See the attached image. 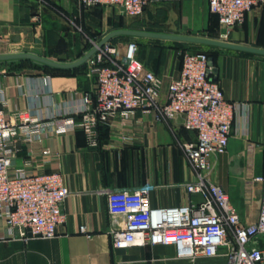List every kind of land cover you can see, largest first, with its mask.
<instances>
[{
	"label": "crops",
	"instance_id": "crops-1",
	"mask_svg": "<svg viewBox=\"0 0 264 264\" xmlns=\"http://www.w3.org/2000/svg\"><path fill=\"white\" fill-rule=\"evenodd\" d=\"M206 1L208 11L220 25L218 16L210 10ZM202 2L183 0L182 5L187 4L191 15L180 5L177 23L187 28V31L179 29L166 32L122 27L118 24L117 9L111 6H95L81 11L76 0H0V32L4 37L15 40V43L26 42L38 46L34 22L39 19L45 35L42 48L41 45L39 48L46 50L39 54L71 62L87 53L83 48L89 35L86 32L83 33L86 36L76 35L78 30L68 33L64 17L78 15L86 21L97 19L98 41L118 29L198 35L191 26L207 17L205 12L196 8ZM153 3L145 9V15L126 16H144L150 20L158 11L151 6ZM261 15H264V5L255 6L247 13L244 28L240 27L242 23L232 29L227 41L245 44L235 39V34L251 31ZM107 20H113L116 26L101 32ZM52 31L59 32L57 40L51 37ZM124 36L177 41L130 34L116 35L111 41ZM61 37H72V41L65 39V43L58 45L56 42ZM118 44L121 50L127 45ZM248 45L257 46L252 43ZM212 47L222 50L217 57H213L219 70L218 81L226 98L236 103V109L228 149L223 154L212 155L209 176L227 191L244 222L250 223L258 220L264 198L263 184L254 179L264 171V73L262 66L252 65L237 54L264 55ZM150 49L141 52L138 48L137 56L163 76L161 100L165 101L168 83L179 74L182 56L176 58L170 54L162 63H158L149 57L153 50L159 54L155 45L151 43ZM90 65L89 59L82 65L67 69L45 65L30 71L0 68V107L8 113L16 109H28L35 117L46 120L39 136L35 135L34 161L26 164L29 159L28 148L23 141L18 140L13 169L27 168L39 172L60 165L71 190L65 203L67 220L59 226L56 237L32 238L28 241L10 239L5 223L0 218V264H168L169 260H180L176 257L174 245L113 247L109 232L112 215L103 189L135 188L152 183L155 188L150 193V201L154 207L184 205L200 199L201 195L189 193L183 185L186 181L195 180L197 174L181 148L183 141L195 140L197 133L184 127L182 115L166 121L158 118L156 112L141 110L128 119L116 115L109 123L103 124L100 127V144L95 147L88 144L80 127L74 124L68 129L56 127L52 121L54 117L77 121L83 96L94 91L95 78L88 74ZM3 98L4 104L1 103ZM43 147H49L58 156H42L40 151ZM83 225L86 227L85 232L80 229Z\"/></svg>",
	"mask_w": 264,
	"mask_h": 264
},
{
	"label": "built area",
	"instance_id": "built-area-1",
	"mask_svg": "<svg viewBox=\"0 0 264 264\" xmlns=\"http://www.w3.org/2000/svg\"><path fill=\"white\" fill-rule=\"evenodd\" d=\"M76 1L81 11L111 6L124 15L137 17L158 0ZM208 3L218 16L219 36L224 40L244 22L248 12L264 5V0ZM98 42L94 41V45ZM138 48L136 41L128 42L124 50L111 40L99 46L90 58L88 71L95 78V89L83 96L78 120L54 117L52 121L58 128L68 129L72 124L80 127L88 144L95 147L100 144V127L116 115L128 119L138 110L153 111L166 121L182 115L184 127L197 133L195 140L181 143L197 174L195 180L183 185L201 198L184 205L154 207L150 201L155 188L152 183L135 188H104L112 215V246L174 245L179 259L196 261L223 255L226 264H264V198L258 220L246 223L227 191L209 176L212 155L228 149L236 109V103L226 98L218 75L213 73L215 62H211V55L203 50L185 51L179 74L170 79L166 100L162 101L163 76L137 56ZM4 101L3 98L1 103ZM45 123L28 109L8 113L0 107V218L10 239L53 238L67 220L65 203L71 190L60 165L39 172L12 167L18 140L28 148L26 164L34 161L35 135L39 136ZM40 154L58 156L49 147H43ZM254 179L263 184L264 191V171ZM80 229L86 231L84 225Z\"/></svg>",
	"mask_w": 264,
	"mask_h": 264
},
{
	"label": "rangeland",
	"instance_id": "rangeland-1",
	"mask_svg": "<svg viewBox=\"0 0 264 264\" xmlns=\"http://www.w3.org/2000/svg\"><path fill=\"white\" fill-rule=\"evenodd\" d=\"M203 2L197 5V9H201L203 12L206 13L207 17L206 19H201V22H199L196 25H192L191 28L193 31L196 32V34L200 36H207L212 38L221 39L219 36L221 26L218 24L217 20L214 18L212 14L208 11V5L206 0H202ZM183 0H158L155 3H153L151 6L153 9L158 10L154 15L149 19H146L144 16L141 18H131L127 17L126 15L116 12L118 15V19L120 22L118 23L122 27H129V28H142V29H151V30H162V31H173V30H181L185 32L187 28H182L180 25H178L177 20L180 17V5L181 9L185 10L186 13L189 12V7L186 6L185 3L182 5ZM192 10V9H191ZM192 12V11H191ZM146 12L144 13V15ZM189 15L191 13L189 12ZM64 17V25L67 26L68 33L70 31H79L75 32L76 35L79 33V35H82L83 33L88 34L89 37H86L87 40L84 46V50L87 52L93 47L94 41H97L99 38L96 37L99 29L97 24V19H94L93 21H86L83 18H81L78 15H71L70 17L66 18ZM91 24V25H90ZM115 25V22L113 20H107L105 22L104 27L101 28L102 31L110 30V28H113ZM245 23H243L240 27L244 28ZM220 28V29H219ZM187 31V30H186ZM190 32V31H189ZM57 31L51 32V37L58 39ZM67 33V35H68ZM0 34H2L0 32ZM34 34L36 41L39 43V45L43 44L44 40V34H43V28L41 26V23L37 20L34 22ZM72 34V33H71ZM83 36H86L84 35ZM235 39L240 40L242 43L245 44H255L257 46L264 47V15H261L259 18V21L253 25L251 31L246 30L245 32H239L236 33ZM60 36V35H59ZM100 36V35H99ZM65 39H68L66 41H72V37L64 38L61 37L58 42L59 44L65 43ZM227 40V39H224ZM130 41H136L139 45L140 51H150V45L151 43L155 45V49L157 53L155 54L154 50L151 52V58L152 61L162 63L165 59V57H168V55L171 56L174 55V57L181 58L182 54L185 51H192V50H203L211 54L214 58L217 57L222 51L220 49L214 48L212 46H202L198 44H189L184 42H177V41H163V40H146V39H140L136 37H130V36H124L120 37L114 40L115 43H121L125 44ZM15 40H12L11 38L8 39L2 35L0 39V54L2 53H16V52H22V51H32L36 53H41L42 51H46L45 49H41L42 45L39 48V45H33L31 43H15ZM240 58L247 59L248 62H250L252 65H258L263 67V73H264V56L259 55H251V54H240L238 53ZM36 61H28V60H4L0 61V68L6 69V70H14V71H25V70H32L34 68H38ZM149 63V62H148ZM225 248L223 247L221 251H224ZM168 264H226V258L223 255L212 257V258H205L201 257L196 259V261H190L189 259H180V260H169Z\"/></svg>",
	"mask_w": 264,
	"mask_h": 264
},
{
	"label": "water",
	"instance_id": "water-1",
	"mask_svg": "<svg viewBox=\"0 0 264 264\" xmlns=\"http://www.w3.org/2000/svg\"><path fill=\"white\" fill-rule=\"evenodd\" d=\"M119 34H130V35H143V36H151L165 39H172L177 41H185L192 42L197 44H206L223 48H232L238 49L242 51L254 52L264 55V47L253 46L248 44H241L227 40H221L217 38L200 36V35H185V34H174V33H162V32H153V31H141L134 29H118L107 34L103 39H101L97 45H94L85 55H83L80 59L71 61V62H63L51 57L32 52V51H22L16 53H2L0 54V61L4 60H16V59H32L39 63L49 65L56 68H73L79 65H82L86 61H88L94 53L97 51L99 46H102L107 41L111 40L112 37ZM214 58L211 56V62L213 63ZM218 67H214L213 73L218 75Z\"/></svg>",
	"mask_w": 264,
	"mask_h": 264
},
{
	"label": "trees",
	"instance_id": "trees-1",
	"mask_svg": "<svg viewBox=\"0 0 264 264\" xmlns=\"http://www.w3.org/2000/svg\"><path fill=\"white\" fill-rule=\"evenodd\" d=\"M211 55V54H210ZM16 60H28V61H35V60H32V59H16ZM37 62V61H36ZM40 65H45V64H42V63H37V66H40ZM46 67H52V66H49V65H45ZM53 68H56V67H53ZM59 69H67V68H59Z\"/></svg>",
	"mask_w": 264,
	"mask_h": 264
}]
</instances>
